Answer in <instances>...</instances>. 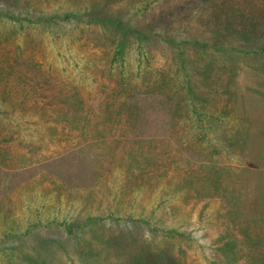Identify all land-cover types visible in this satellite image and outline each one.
<instances>
[{
    "label": "rangeland",
    "instance_id": "obj_1",
    "mask_svg": "<svg viewBox=\"0 0 264 264\" xmlns=\"http://www.w3.org/2000/svg\"><path fill=\"white\" fill-rule=\"evenodd\" d=\"M263 122L264 0H0V264H264Z\"/></svg>",
    "mask_w": 264,
    "mask_h": 264
},
{
    "label": "crops",
    "instance_id": "obj_2",
    "mask_svg": "<svg viewBox=\"0 0 264 264\" xmlns=\"http://www.w3.org/2000/svg\"><path fill=\"white\" fill-rule=\"evenodd\" d=\"M264 123V122H263ZM264 125V124H263ZM163 138V137H162ZM163 139L165 140H169V136L168 137H164ZM174 140V139H173Z\"/></svg>",
    "mask_w": 264,
    "mask_h": 264
},
{
    "label": "trees",
    "instance_id": "obj_3",
    "mask_svg": "<svg viewBox=\"0 0 264 264\" xmlns=\"http://www.w3.org/2000/svg\"><path fill=\"white\" fill-rule=\"evenodd\" d=\"M94 253V252H93ZM96 253H98V252H96Z\"/></svg>",
    "mask_w": 264,
    "mask_h": 264
}]
</instances>
